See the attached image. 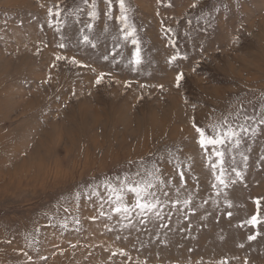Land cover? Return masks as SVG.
I'll use <instances>...</instances> for the list:
<instances>
[{
  "label": "rangeland",
  "instance_id": "obj_1",
  "mask_svg": "<svg viewBox=\"0 0 264 264\" xmlns=\"http://www.w3.org/2000/svg\"><path fill=\"white\" fill-rule=\"evenodd\" d=\"M124 3L0 0V264H264V0Z\"/></svg>",
  "mask_w": 264,
  "mask_h": 264
},
{
  "label": "snow or ice",
  "instance_id": "obj_2",
  "mask_svg": "<svg viewBox=\"0 0 264 264\" xmlns=\"http://www.w3.org/2000/svg\"><path fill=\"white\" fill-rule=\"evenodd\" d=\"M107 2H110V0H106V3ZM119 7H120V12H121V17L120 19L125 23L127 24V17L124 15L125 13V3H124V0H119ZM93 9H95V3H93ZM49 15H55V16H58L60 15L59 12H56V13H52L51 10L49 11ZM93 16H95V11H93L92 13ZM51 26V24H50ZM89 27H91V25H89ZM133 32H134V29L133 31L131 32H128L125 36V39H127L129 36H132L133 35ZM84 40L85 42L87 43L88 42V38L85 36L84 37ZM138 43L135 39H133V44H136ZM61 47H63V45H61ZM57 59H61V57H57ZM173 60L176 59V57L174 56L172 58ZM134 64L136 65H139L141 63V59H140V50L139 48H137L135 54H134V57H133V61H132ZM182 79V76H177L176 77V81H177V84H179L180 80ZM100 81L97 80V83H99ZM193 127L195 128V131L196 133L199 135L200 137V140H199V144H200V147L201 148H204L206 145H217V144H223L224 141L222 139L218 140V139H214V138H209L206 136V133H205V130L196 126L195 124L193 125ZM218 156H223V153L221 152H217L216 153ZM222 163V162H221ZM237 175H239V173H237ZM218 181L220 184H224V180L221 178V177H217ZM130 191H135L137 196H138V199L136 201V204H135V207L140 209L141 211H144L146 209L150 210L153 205H150V204H147V203H144L142 202V198H139L140 197V189L138 188H132L130 189ZM257 203H259L257 201ZM129 209L127 208V206H121V207H117L115 209V211L117 213L121 212V211H124V212H127ZM230 215V214H229ZM250 223H252L254 226L257 224V223H260L259 219L257 216H253ZM250 240H253L255 239V236H250L249 237Z\"/></svg>",
  "mask_w": 264,
  "mask_h": 264
}]
</instances>
